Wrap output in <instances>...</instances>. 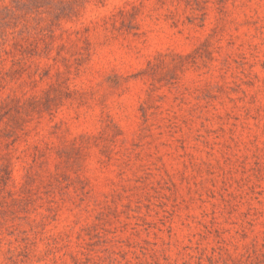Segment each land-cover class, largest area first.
<instances>
[{
	"label": "rangeland",
	"instance_id": "1",
	"mask_svg": "<svg viewBox=\"0 0 264 264\" xmlns=\"http://www.w3.org/2000/svg\"><path fill=\"white\" fill-rule=\"evenodd\" d=\"M0 264H264V0H0Z\"/></svg>",
	"mask_w": 264,
	"mask_h": 264
}]
</instances>
